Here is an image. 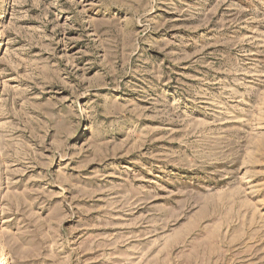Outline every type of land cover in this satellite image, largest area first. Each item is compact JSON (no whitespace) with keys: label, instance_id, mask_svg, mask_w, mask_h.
I'll return each instance as SVG.
<instances>
[{"label":"rangeland","instance_id":"obj_1","mask_svg":"<svg viewBox=\"0 0 264 264\" xmlns=\"http://www.w3.org/2000/svg\"><path fill=\"white\" fill-rule=\"evenodd\" d=\"M0 264H264V0H0Z\"/></svg>","mask_w":264,"mask_h":264}]
</instances>
